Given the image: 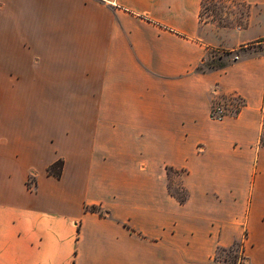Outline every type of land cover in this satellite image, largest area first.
Instances as JSON below:
<instances>
[{
  "label": "crops",
  "instance_id": "obj_1",
  "mask_svg": "<svg viewBox=\"0 0 264 264\" xmlns=\"http://www.w3.org/2000/svg\"><path fill=\"white\" fill-rule=\"evenodd\" d=\"M243 2L241 27L205 0H0V264H264V0Z\"/></svg>",
  "mask_w": 264,
  "mask_h": 264
},
{
  "label": "rangeland",
  "instance_id": "obj_2",
  "mask_svg": "<svg viewBox=\"0 0 264 264\" xmlns=\"http://www.w3.org/2000/svg\"><path fill=\"white\" fill-rule=\"evenodd\" d=\"M248 14L249 7L243 2V0H205L201 17L203 21L214 22L219 25L243 27L246 24ZM257 43H261V40L257 41ZM256 45L257 44H248L244 50H249L252 47H256ZM241 51H243V49L237 50L234 53L216 52L211 54L209 60L203 66H201V68L208 70L209 66L220 67L229 64L241 56ZM12 83L13 77L10 80L9 77H0V98H3V95L7 101L13 98L15 93H13V91H9V87ZM5 84L6 91L3 93L2 89L5 87ZM19 94L21 95L22 100L29 99L28 92L19 91ZM242 106L243 101L241 98L237 96H226L217 100L213 107L221 108L223 113L220 116H222L225 114L234 115L241 109ZM182 175L183 172H167L168 189L170 188L171 191L179 196L184 195V191L182 190L184 187L182 186L181 181ZM34 180L35 178L33 176L28 178L26 183L28 190L33 191L35 189ZM244 254L243 245H235L228 249L218 250L216 258L219 261L228 262L230 264H244Z\"/></svg>",
  "mask_w": 264,
  "mask_h": 264
},
{
  "label": "trees",
  "instance_id": "obj_3",
  "mask_svg": "<svg viewBox=\"0 0 264 264\" xmlns=\"http://www.w3.org/2000/svg\"><path fill=\"white\" fill-rule=\"evenodd\" d=\"M224 26H226V25H224ZM261 41H264V39L261 40ZM220 67L209 66V69H215V68H220ZM199 70L200 71H206V69H203L201 67H199ZM62 169H63V161L62 160H58V161H56L55 163H53L52 165H50L48 167L47 172H48V174L50 176H53L55 178H60L61 177V173H62ZM170 171H174V170L171 169V168H167V172H170ZM182 190L184 191V195L183 196H179V195L175 194L173 191H171L170 188H169L170 194L173 197H175L180 204H184L187 201V198H188V192H187V190L185 188H183ZM87 209L90 210V211L98 212L101 216H104V212L101 211L97 207H94L93 206V207H90V208H87ZM223 263L230 264L228 262H223ZM233 264H237V263H233ZM238 264H242V263H238Z\"/></svg>",
  "mask_w": 264,
  "mask_h": 264
},
{
  "label": "built area",
  "instance_id": "obj_4",
  "mask_svg": "<svg viewBox=\"0 0 264 264\" xmlns=\"http://www.w3.org/2000/svg\"><path fill=\"white\" fill-rule=\"evenodd\" d=\"M222 113H223V110H222L221 108H214V109H213V112H212V116H213L214 118L219 119V118H221L222 116H224V115L220 116Z\"/></svg>",
  "mask_w": 264,
  "mask_h": 264
}]
</instances>
